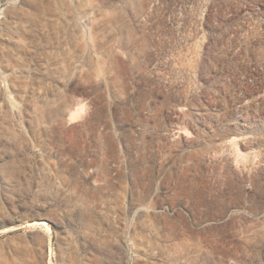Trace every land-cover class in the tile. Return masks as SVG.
Returning <instances> with one entry per match:
<instances>
[{
	"label": "rangeland",
	"instance_id": "1",
	"mask_svg": "<svg viewBox=\"0 0 264 264\" xmlns=\"http://www.w3.org/2000/svg\"><path fill=\"white\" fill-rule=\"evenodd\" d=\"M0 264H264V0H0Z\"/></svg>",
	"mask_w": 264,
	"mask_h": 264
},
{
	"label": "water",
	"instance_id": "2",
	"mask_svg": "<svg viewBox=\"0 0 264 264\" xmlns=\"http://www.w3.org/2000/svg\"><path fill=\"white\" fill-rule=\"evenodd\" d=\"M3 226L12 227L14 225L11 222L0 223V227H3Z\"/></svg>",
	"mask_w": 264,
	"mask_h": 264
}]
</instances>
